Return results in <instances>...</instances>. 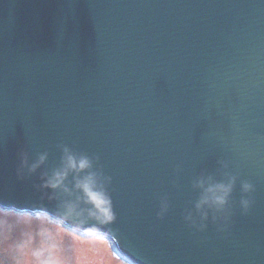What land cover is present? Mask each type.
<instances>
[{"label": "water", "instance_id": "water-1", "mask_svg": "<svg viewBox=\"0 0 264 264\" xmlns=\"http://www.w3.org/2000/svg\"><path fill=\"white\" fill-rule=\"evenodd\" d=\"M62 145L110 177L99 236L133 264H264V0H0V206L54 214ZM221 162L254 202L238 181L227 229L200 232L191 183Z\"/></svg>", "mask_w": 264, "mask_h": 264}, {"label": "clouds", "instance_id": "clouds-1", "mask_svg": "<svg viewBox=\"0 0 264 264\" xmlns=\"http://www.w3.org/2000/svg\"><path fill=\"white\" fill-rule=\"evenodd\" d=\"M59 166L50 173L41 175L40 189L50 191L49 201H55V212L46 208L17 209L0 206V264H71V247L68 238L98 237L102 230L116 219L108 186L110 177L97 171L94 161L86 154L77 153L66 145L60 146ZM48 160V153L38 155L30 161L27 153H21L17 177L33 175ZM224 170L221 178L200 174L191 183L198 193L192 209L184 216L191 228L203 232L211 217L219 223L218 229L225 231L231 219L232 196L240 183V209L247 214L252 207L251 194L254 185L240 180L238 173ZM71 177V181L69 178ZM169 211L166 198L160 202L158 218Z\"/></svg>", "mask_w": 264, "mask_h": 264}, {"label": "rangeland", "instance_id": "rangeland-1", "mask_svg": "<svg viewBox=\"0 0 264 264\" xmlns=\"http://www.w3.org/2000/svg\"><path fill=\"white\" fill-rule=\"evenodd\" d=\"M71 264H133L121 255L112 241L103 236L96 238H68Z\"/></svg>", "mask_w": 264, "mask_h": 264}]
</instances>
